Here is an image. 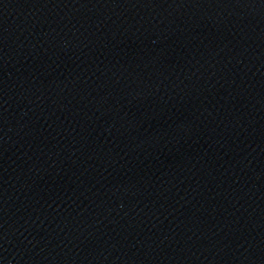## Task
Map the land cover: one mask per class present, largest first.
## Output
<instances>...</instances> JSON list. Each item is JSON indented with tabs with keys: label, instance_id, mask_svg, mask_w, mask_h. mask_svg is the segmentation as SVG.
I'll list each match as a JSON object with an SVG mask.
<instances>
[{
	"label": "water",
	"instance_id": "95a60500",
	"mask_svg": "<svg viewBox=\"0 0 264 264\" xmlns=\"http://www.w3.org/2000/svg\"><path fill=\"white\" fill-rule=\"evenodd\" d=\"M0 264H264V0H0Z\"/></svg>",
	"mask_w": 264,
	"mask_h": 264
}]
</instances>
